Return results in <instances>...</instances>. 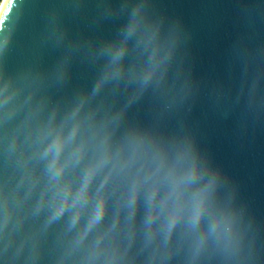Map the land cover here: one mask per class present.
<instances>
[{"label":"water","instance_id":"obj_1","mask_svg":"<svg viewBox=\"0 0 264 264\" xmlns=\"http://www.w3.org/2000/svg\"><path fill=\"white\" fill-rule=\"evenodd\" d=\"M5 79L15 91L7 105L0 97V264H83L118 208L104 237L119 242L113 264H264V0H10L0 87ZM93 116L117 140L142 137L168 163L195 159L203 179L215 177L195 226L182 216L168 239L162 216L150 228L146 185L131 218L124 183L110 190L104 219L79 243L89 209L72 224L71 208L51 220L49 203L36 208L45 178L27 196L21 180L29 119Z\"/></svg>","mask_w":264,"mask_h":264},{"label":"clouds","instance_id":"obj_2","mask_svg":"<svg viewBox=\"0 0 264 264\" xmlns=\"http://www.w3.org/2000/svg\"><path fill=\"white\" fill-rule=\"evenodd\" d=\"M9 2L10 0H0V7L6 9ZM138 24L139 20L134 17L131 29L136 28ZM7 39L5 36L4 40ZM123 47L124 45H121L118 49V55ZM158 47L157 44V47L153 48L154 55ZM119 70V65L109 69L110 72ZM153 71L155 65L148 69L149 75ZM100 82H103V77ZM9 84V79H5L0 87V97L5 105L15 91ZM79 109L78 104L74 111L78 112ZM26 136L32 138L33 144L30 149L25 144L20 151V156L26 164L21 180L28 181L25 196L32 193L41 179L45 178L35 206L40 209L46 202L49 203L50 220L71 208V223L75 224L81 219L84 210L89 209L86 222L74 237L76 243L82 242L93 226L101 223L108 207L109 191L119 188L121 183H124L128 194L130 218L136 212V200L141 187L147 186L149 209L146 222L150 228L155 227V231H158L155 217L162 216L161 222L166 228L165 238L168 239L182 216L187 215L189 223L193 226L199 222L207 203V195L215 182L214 176L203 179L195 159L191 162L177 160L168 163L166 155L152 149L142 137L133 136L117 140L103 121L95 122L94 116L88 120L78 117L70 123L66 118L59 124L53 117L46 122L30 118ZM19 140L18 130L13 144ZM33 155L37 157L36 164L44 161L43 169L38 171L36 164H31ZM29 164L31 167H27ZM198 175L202 179L200 184L197 183ZM194 184L196 191L189 193L187 188ZM5 200L7 202V195ZM10 216V211L6 210L3 219L5 227ZM119 221L118 208L108 228L101 230L92 241L91 248L84 255L83 264H87L89 260L93 261V264H113L120 258L119 242L104 240L109 232L115 235L114 230ZM224 230L231 232V225H226ZM155 231L149 238L155 235ZM10 242L11 237L5 241V245ZM203 243L204 239L201 237L198 244L202 246ZM22 248L23 241L17 251Z\"/></svg>","mask_w":264,"mask_h":264},{"label":"bare ground","instance_id":"obj_3","mask_svg":"<svg viewBox=\"0 0 264 264\" xmlns=\"http://www.w3.org/2000/svg\"><path fill=\"white\" fill-rule=\"evenodd\" d=\"M2 10H3V8H2V7H0V14H1Z\"/></svg>","mask_w":264,"mask_h":264}]
</instances>
